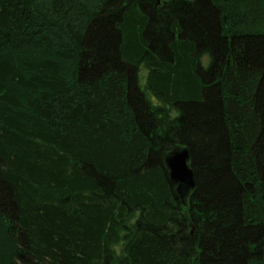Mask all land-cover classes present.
<instances>
[{
	"label": "trees",
	"instance_id": "obj_1",
	"mask_svg": "<svg viewBox=\"0 0 264 264\" xmlns=\"http://www.w3.org/2000/svg\"><path fill=\"white\" fill-rule=\"evenodd\" d=\"M0 264H264V0H0Z\"/></svg>",
	"mask_w": 264,
	"mask_h": 264
},
{
	"label": "water",
	"instance_id": "obj_2",
	"mask_svg": "<svg viewBox=\"0 0 264 264\" xmlns=\"http://www.w3.org/2000/svg\"><path fill=\"white\" fill-rule=\"evenodd\" d=\"M165 166L168 169L169 179L178 183L177 190L194 186V178L191 167L189 166V155L187 149H176L165 157Z\"/></svg>",
	"mask_w": 264,
	"mask_h": 264
},
{
	"label": "rangeland",
	"instance_id": "obj_3",
	"mask_svg": "<svg viewBox=\"0 0 264 264\" xmlns=\"http://www.w3.org/2000/svg\"><path fill=\"white\" fill-rule=\"evenodd\" d=\"M147 69H145L144 67H142L141 69H140V72H139V76L141 77V79H140V83L141 84H146V80H147Z\"/></svg>",
	"mask_w": 264,
	"mask_h": 264
},
{
	"label": "bare ground",
	"instance_id": "obj_4",
	"mask_svg": "<svg viewBox=\"0 0 264 264\" xmlns=\"http://www.w3.org/2000/svg\"><path fill=\"white\" fill-rule=\"evenodd\" d=\"M193 188V187H192ZM191 190V189H190ZM187 194H189V193H187ZM186 198V197H185Z\"/></svg>",
	"mask_w": 264,
	"mask_h": 264
}]
</instances>
